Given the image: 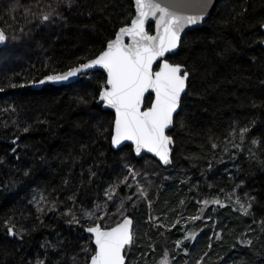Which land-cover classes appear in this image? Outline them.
Instances as JSON below:
<instances>
[{
  "label": "trees",
  "instance_id": "obj_1",
  "mask_svg": "<svg viewBox=\"0 0 264 264\" xmlns=\"http://www.w3.org/2000/svg\"><path fill=\"white\" fill-rule=\"evenodd\" d=\"M57 3L0 0V25L9 37L0 49V264L38 259L85 264L81 248L90 241L83 227L91 222L69 225L65 213L72 209L82 216L84 209L103 206L109 185L128 175L126 164L140 175L129 177L132 187L121 184L115 202H108L112 218L122 200L125 215L133 218L134 243L126 247V264H159L166 251L168 264H197L202 257V264H264V0H217L202 26L188 32L168 56L195 71L168 132L175 142L167 167L147 154L136 158L130 145L114 150L98 134L113 119L92 99L102 71L67 85L31 88L44 75L95 57L134 14L131 0H74L71 8L60 5L64 19L41 24L40 15ZM10 5L16 6L12 14ZM79 97L89 102L80 103ZM252 121L241 143L239 128ZM254 138L261 143L252 144ZM135 180L145 186V197L135 190ZM230 193H239L246 203L255 198L250 215L224 201ZM41 195L47 198L40 204L43 213L34 202ZM212 197L223 206L201 203ZM196 211L208 220L183 223ZM9 217L18 230H27L23 239L6 234ZM178 218L180 224L172 228ZM249 239L251 246L241 242ZM176 240L183 241L180 248Z\"/></svg>",
  "mask_w": 264,
  "mask_h": 264
},
{
  "label": "snow or ice",
  "instance_id": "obj_2",
  "mask_svg": "<svg viewBox=\"0 0 264 264\" xmlns=\"http://www.w3.org/2000/svg\"><path fill=\"white\" fill-rule=\"evenodd\" d=\"M73 2L74 0H58L55 8L49 5L51 10L40 15L41 24L53 23L54 18L64 19L63 13L59 10L60 5L64 4L71 8ZM212 7H214L212 0H134V14L130 17V23L126 22L120 27L115 33V38L109 39L106 46L94 58L77 67L69 68L67 72L49 74L33 83L42 85L46 82L66 81L88 69H102L105 76L100 82L98 96L93 95L92 99L104 108L114 110V118L109 127L102 130L98 128V134L109 142L112 149H120L125 142H130V147L136 156L146 151L154 154L162 163L170 164L171 146L175 141L167 133L174 125L175 115L178 114L184 97L191 91L195 69H189L186 64L169 62L167 54L181 46V33L184 29L204 21ZM15 11L16 6L10 5L9 14ZM26 11L30 12V9ZM32 15L35 16L36 13ZM149 20L155 22V35H151L146 30ZM260 27L264 28V22H260ZM126 38L130 42H126ZM8 39L6 31L0 29V44H5ZM12 39L17 37L13 36ZM261 43H264V40ZM261 83L264 84V81ZM11 86L17 87L14 84ZM78 99L83 104L89 102L85 97ZM256 106L253 103V107ZM254 124L255 121H252L249 125L239 128L241 143L250 134ZM28 131V127L23 129V132ZM251 142L254 145L261 143L255 138ZM13 143L15 144L16 141L14 140ZM233 146L240 147L238 144ZM212 147L216 148L217 145L213 144ZM12 151L15 152L16 149L13 148ZM125 169L128 175L109 185L105 190L107 199L103 206L97 204L94 210L84 209L82 216H77L72 209L65 213L70 217L67 220L69 225H81L82 220L91 222L90 226L85 228V231L91 234L90 244L81 248L85 254V264H126L124 252L127 246L134 243V234L131 227L133 220L124 215L127 210L124 201L122 200L117 208V214L122 217L120 222H117L114 227H105L101 223L109 218L108 202H115L120 185L131 188L132 185L128 183L129 177L135 179L140 175L127 164ZM29 174L27 170L24 172L25 176ZM92 175L94 176L95 173ZM137 192L141 197L146 196L145 189L139 184ZM69 199L75 203L74 196ZM127 199L131 201L132 197L129 196ZM254 201V197H249L247 203H242L238 197L236 199V203L245 216L251 214L249 210L253 207ZM34 202L37 204V211L43 213L44 209L40 207V204L47 203V198L41 195L40 200L35 201L34 198ZM181 203L183 204V201ZM201 203L205 206L209 203L223 206L219 199L204 200ZM55 207L56 202L53 201L49 210L54 211ZM101 212L103 215H100ZM189 219L195 221L201 217L197 215ZM179 224L180 218L171 227L175 228ZM261 224L264 229V221ZM4 226L8 236H19L20 239H23L27 231L23 228L18 230L12 217L4 221ZM216 238L220 239L219 234ZM241 242L249 246L253 243L250 239ZM175 244L177 248H180L183 241L176 240ZM91 245H94V248ZM208 247H212L211 243ZM204 255L207 256L208 253ZM167 257L166 251L159 264H168ZM75 259L73 257L74 261ZM202 261L203 257L197 261V264H202ZM36 264H45V260L38 259Z\"/></svg>",
  "mask_w": 264,
  "mask_h": 264
},
{
  "label": "water",
  "instance_id": "obj_3",
  "mask_svg": "<svg viewBox=\"0 0 264 264\" xmlns=\"http://www.w3.org/2000/svg\"><path fill=\"white\" fill-rule=\"evenodd\" d=\"M132 1V3H133V9H134V0H131ZM212 2H213V4H214V7H215V4H216V2H217V0H212ZM214 7H212V8H210L209 9V14L206 16V18H205V20L209 17V15L212 13V11H213V9H214ZM205 20L204 21H202V22H200V23H198V24H196V25H190V26H188L187 28H185L184 29V31L181 33V38L183 39L184 38V36L188 33V32H190L191 30H194V29H196V28H199V27H201L202 26V24L205 22ZM130 23V22H129ZM149 25H152L153 26V30H152V32H150L149 30H148V26ZM124 26V25H123ZM122 27V26H121ZM120 28V27H119ZM119 28L115 31V33L119 30ZM0 29H2V27H1V25H0ZM263 29V31H264V28H262ZM146 30H148L149 31V33L151 34V35H155L156 34V30H155V22H154V20H149V22L146 24ZM115 33H114V36L111 38V39H114L115 38ZM126 42H130V41H128L127 40V38H126ZM106 44H107V42H106ZM106 44H105V46H106ZM3 46V44H0V49H1V47ZM263 47H264V43H263ZM179 50V48H177L176 50H174L172 53H169V54H167L168 56H172V55H174L177 51ZM94 58V57H93ZM92 59V58H91ZM88 61V60H87ZM87 61H85V62H83V63H86ZM169 62H171L170 60H169ZM173 63V62H172ZM78 66V65H77ZM77 66H74V67H77ZM69 69H67V70H65V71H62V72H67ZM94 71H102L103 72V70L102 69H99V68H93V69H88V70H86V72H84V73H80V74H77V76H75V77H70L68 80H66V81H61V82H46L45 84H38V83H32L31 84V88L32 89H41V88H43L45 85H53V86H60V85H67V84H70V83H74V82H77L78 80H79V78L81 77V76H83V75H86V74H88L89 72H94ZM62 72H56V73H51V74H58V73H62ZM47 75H49V74H47ZM105 75V74H104ZM46 75H44L42 78H40L39 80H41V79H43L44 77H45ZM39 80H37V81H39ZM148 94H146V96H147ZM96 104H98L97 102H96ZM98 105H100V104H98ZM101 106V109L102 110H109V111H111L112 113H113V118H114V110H111V109H106V108H104L102 105H100ZM180 110V109H179ZM179 110H178V112H179ZM176 116V115H175ZM174 126V125H173ZM173 126H171V128L168 130V132L173 128ZM168 135H170L169 133H167ZM171 136V135H170ZM125 145H130V142H125L120 148H122L123 146H125ZM173 148H174V144L171 146V152H170V159H171V163H172V153H173ZM114 150H118V149H114ZM134 153V152H133ZM144 154H147V155H150V156H152V157H154L163 167H167V166H169V165H171V163L170 164H164V163H162L161 161H159V158L158 157H156L154 154H152V153H148V152H142L141 153V155L140 156H136L135 155V153H134V155H135V157L136 158H141ZM132 220H133V218L131 217V216H129ZM122 220V219H121ZM120 220V221H121ZM120 221H118V222H120ZM115 226V224L114 225H112V226H109V227H114ZM86 227H88V226H85V227H83V230H84V232L85 233H87L86 231H85V228ZM132 231H133V224H132ZM87 234H89L90 236H91V234L90 233H87ZM94 246V245H93ZM124 255H125V252H124ZM125 260H126V262H127V257H126V255H125Z\"/></svg>",
  "mask_w": 264,
  "mask_h": 264
},
{
  "label": "rangeland",
  "instance_id": "obj_4",
  "mask_svg": "<svg viewBox=\"0 0 264 264\" xmlns=\"http://www.w3.org/2000/svg\"><path fill=\"white\" fill-rule=\"evenodd\" d=\"M90 73V72H89ZM88 73V74H89ZM87 75V74H86ZM149 182V180L146 182V183H148ZM145 183V184H146ZM135 190L137 191V185L139 184L140 186H142L144 189H145V191H146V194L148 193L147 192V190H146V188H145V186L142 184V183H140L139 181H136L135 180ZM236 190V189H235ZM237 197L240 199V201L242 202V203H246L245 202V200H244V198L239 194V193H234V194H228V197H226V198H223L224 199V201H232V203L234 204V206L236 205V199H237ZM107 199V198H106ZM105 199V200H106ZM213 199H218V197H212L211 198V200H213ZM108 214H111V215H115V213L114 214H112L110 211L108 212ZM100 215H103V212H101L100 213ZM118 214H116V216H117ZM124 215H125V213H124ZM197 215H199L200 217H201V220L202 221H207L208 220V218H205L204 217V215H203V211H201V212H199V211H196V213L193 215V216H197ZM109 218H110V220L109 219H107L106 221H105V225H107V224H109L110 222V224L108 225V226H106V227H109V226H112V225H114V224H116L118 221H120V219L122 218L120 215H118L117 217H114V218H112L110 215H109ZM186 218L188 219V220H186ZM183 219V218H182ZM184 220H186V221H184L183 223H186V225H189V223H193V222H195V221H192V220H190L189 219V217H185L184 218ZM190 221V222H189ZM214 222H215V220H214ZM105 225H103V226H105ZM215 225V223L213 224V226ZM188 228H190V227H188ZM133 229H134V223H133ZM190 232V230L188 229L187 230V233H189ZM196 233V232H195ZM188 235L186 234V237H187ZM194 236H196L195 234H193L192 235V237H194ZM90 235L88 234V240L90 241ZM186 237H184V238H186ZM125 255H126V257H127V252H126V249H125Z\"/></svg>",
  "mask_w": 264,
  "mask_h": 264
}]
</instances>
